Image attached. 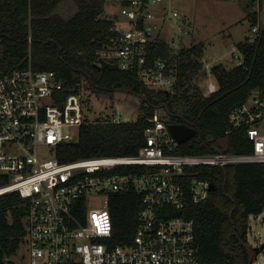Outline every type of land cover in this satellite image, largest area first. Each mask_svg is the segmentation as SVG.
I'll list each match as a JSON object with an SVG mask.
<instances>
[{
    "label": "built area",
    "instance_id": "1",
    "mask_svg": "<svg viewBox=\"0 0 264 264\" xmlns=\"http://www.w3.org/2000/svg\"><path fill=\"white\" fill-rule=\"evenodd\" d=\"M116 6L114 16H108L112 35L98 50L99 59L135 72L152 89L173 94L174 64L162 59L147 64L149 43L165 37V0H119ZM172 15L180 17L176 9ZM253 30L255 38L259 27ZM233 50L240 53L236 44ZM204 61L209 95L218 86L212 64ZM83 89L89 90L84 82L68 88L57 72L34 70L31 61L25 69L0 72V196L16 192L26 203L27 263L220 264L202 259L195 223L184 215L211 192V182L194 176L193 168L264 164V85L230 113L227 133L242 131L248 152L231 150L230 143L227 151L178 152L170 116L157 106L147 118L146 144L138 155L62 162L56 146L77 141L80 127L90 121ZM121 121L113 116V122ZM130 191L141 196L137 233L130 245L112 246L110 195ZM97 196L104 198L103 205L92 207ZM251 264H264V257L258 254Z\"/></svg>",
    "mask_w": 264,
    "mask_h": 264
},
{
    "label": "trees",
    "instance_id": "2",
    "mask_svg": "<svg viewBox=\"0 0 264 264\" xmlns=\"http://www.w3.org/2000/svg\"><path fill=\"white\" fill-rule=\"evenodd\" d=\"M66 1L0 0V72L25 69L31 61L34 70L57 72L68 88H78L84 82L95 93L113 94L125 88L144 98H140L136 120L115 123L110 116L90 119L80 127L77 141L56 146L59 160L138 155L146 144L147 118L163 103L182 117L171 116L170 123L186 121L199 130L179 145L178 152L207 153L225 136L230 138L231 150L250 151L242 131H227L231 128L232 110L264 85V0L261 11L248 14L252 28L259 27L257 36L236 43L242 63L213 64L210 73L218 89L209 95L204 89V42L181 44L178 48L159 37L149 43L148 65L162 59L176 68V91L167 94L145 85L135 72L99 59L98 50L112 35L113 21L105 15L106 0H69L77 7L70 17L59 11ZM181 20L191 23L185 17ZM193 171L198 179L217 186L207 200L192 204L184 212L195 223L202 259L210 263L248 264V252L241 240L248 242L249 217L264 211V164L202 166ZM109 205L113 221L110 244L130 245L139 225L141 196L132 191L112 193ZM26 213V203L18 193L0 196V264H16L13 257L25 247Z\"/></svg>",
    "mask_w": 264,
    "mask_h": 264
},
{
    "label": "rangeland",
    "instance_id": "3",
    "mask_svg": "<svg viewBox=\"0 0 264 264\" xmlns=\"http://www.w3.org/2000/svg\"><path fill=\"white\" fill-rule=\"evenodd\" d=\"M119 0H106L105 15L111 17L118 11L116 3ZM168 7V17L163 22L164 38L175 47L181 44L204 42L206 44V59L210 64L224 62L228 64L239 62V53L233 46L239 41L255 35L248 20V14L254 10L261 11V0H165ZM176 9L180 17H173ZM77 10L76 5L67 0L60 12L66 17L72 16ZM182 17L191 23H183ZM188 27V32L180 31V27ZM87 100L86 113L89 119L95 121L107 117L119 116L122 121L136 120L140 115L141 99L122 89L113 94H99L91 89H83ZM102 196L94 197L92 207L103 205ZM248 242L257 246L264 242V211L257 217H249ZM264 257V251L260 253ZM16 264H28L22 248L13 257Z\"/></svg>",
    "mask_w": 264,
    "mask_h": 264
},
{
    "label": "water",
    "instance_id": "4",
    "mask_svg": "<svg viewBox=\"0 0 264 264\" xmlns=\"http://www.w3.org/2000/svg\"><path fill=\"white\" fill-rule=\"evenodd\" d=\"M123 90L132 92V90L125 89V88ZM138 96L141 99L144 98L140 94H138ZM158 107L165 108L166 112L168 113L170 117L171 116L181 117L179 114H173L172 112H170L169 107L166 103H163L162 105H159ZM169 128H170L172 135L174 136V138L177 140L179 144H183L187 142L189 139H191L192 137H194L195 135L199 133V130L195 127V125H193L192 123L186 122V121L183 123H180V122L172 123L171 122L169 123ZM229 141H230L229 136H225L219 139L215 150L216 151H227L229 149ZM209 189L210 191H215L217 189L216 184L214 182H211ZM241 244L247 249L248 257H249L248 264H251L255 256H257L258 254L264 251V242L255 247L251 246L248 242H245L243 240H241Z\"/></svg>",
    "mask_w": 264,
    "mask_h": 264
},
{
    "label": "flooded vegetation",
    "instance_id": "5",
    "mask_svg": "<svg viewBox=\"0 0 264 264\" xmlns=\"http://www.w3.org/2000/svg\"><path fill=\"white\" fill-rule=\"evenodd\" d=\"M130 93H133L134 95L138 96V93H137V92L132 91V92H130ZM166 104H167V103H166ZM167 105H168V104H167Z\"/></svg>",
    "mask_w": 264,
    "mask_h": 264
}]
</instances>
